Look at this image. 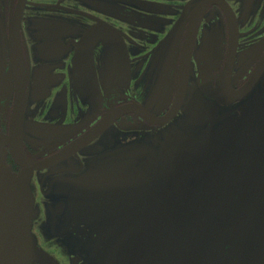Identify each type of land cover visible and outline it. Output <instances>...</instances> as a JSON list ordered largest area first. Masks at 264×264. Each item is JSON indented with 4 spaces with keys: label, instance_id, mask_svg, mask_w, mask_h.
<instances>
[{
    "label": "flooded vegetation",
    "instance_id": "obj_1",
    "mask_svg": "<svg viewBox=\"0 0 264 264\" xmlns=\"http://www.w3.org/2000/svg\"><path fill=\"white\" fill-rule=\"evenodd\" d=\"M202 1L0 0L3 132L23 4L27 167L0 162L49 264H264V0Z\"/></svg>",
    "mask_w": 264,
    "mask_h": 264
},
{
    "label": "water",
    "instance_id": "obj_2",
    "mask_svg": "<svg viewBox=\"0 0 264 264\" xmlns=\"http://www.w3.org/2000/svg\"><path fill=\"white\" fill-rule=\"evenodd\" d=\"M210 2V0L200 2L195 7L194 16L202 17ZM22 10L23 4L19 2L18 6L11 10L8 24V47L13 61L16 93L7 132H3L0 128V157L6 154V147H9L16 162L27 167L23 142L27 98L23 80L24 52L20 42L22 41ZM190 32L189 29L184 39L183 49L186 52L191 49L194 42ZM192 33L193 35L196 33L194 26ZM182 62L186 63L185 58ZM31 212L32 194L29 174L18 175L12 172L5 160H2L0 162V264H31L34 257L44 264H49L45 261L46 255L32 238Z\"/></svg>",
    "mask_w": 264,
    "mask_h": 264
}]
</instances>
